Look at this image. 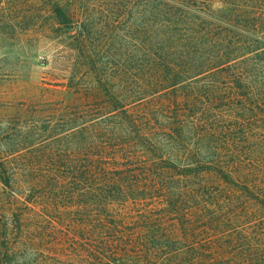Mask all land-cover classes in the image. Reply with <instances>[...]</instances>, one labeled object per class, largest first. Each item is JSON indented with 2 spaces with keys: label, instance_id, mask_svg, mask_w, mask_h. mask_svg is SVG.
<instances>
[{
  "label": "trees",
  "instance_id": "1",
  "mask_svg": "<svg viewBox=\"0 0 264 264\" xmlns=\"http://www.w3.org/2000/svg\"><path fill=\"white\" fill-rule=\"evenodd\" d=\"M5 41L55 78L0 114V264H264V0H0Z\"/></svg>",
  "mask_w": 264,
  "mask_h": 264
},
{
  "label": "rangeland",
  "instance_id": "2",
  "mask_svg": "<svg viewBox=\"0 0 264 264\" xmlns=\"http://www.w3.org/2000/svg\"><path fill=\"white\" fill-rule=\"evenodd\" d=\"M33 44L0 42V114L12 115L21 102L43 98L46 96L43 88L55 78L54 65L50 57L46 58L44 45ZM60 231L55 225L48 226L46 230L50 237H54L55 233L58 236Z\"/></svg>",
  "mask_w": 264,
  "mask_h": 264
}]
</instances>
